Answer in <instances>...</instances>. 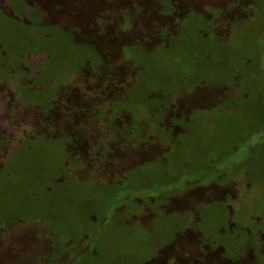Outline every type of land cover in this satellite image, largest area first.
Returning <instances> with one entry per match:
<instances>
[{
	"label": "rangeland",
	"instance_id": "obj_1",
	"mask_svg": "<svg viewBox=\"0 0 264 264\" xmlns=\"http://www.w3.org/2000/svg\"><path fill=\"white\" fill-rule=\"evenodd\" d=\"M70 7L0 0V264H264V0Z\"/></svg>",
	"mask_w": 264,
	"mask_h": 264
},
{
	"label": "flooded vegetation",
	"instance_id": "obj_2",
	"mask_svg": "<svg viewBox=\"0 0 264 264\" xmlns=\"http://www.w3.org/2000/svg\"><path fill=\"white\" fill-rule=\"evenodd\" d=\"M206 196L209 199V196L213 197L214 195H206ZM208 199H207V202L209 201ZM229 225H231L232 227L235 226V224L232 223V221H230ZM222 232H224V229H221V233ZM245 232H246V236H245L246 240H244V243H245V241H247L249 247L255 248L257 245H263L264 246V227L263 226L259 227L255 234H252L250 231L247 232L246 230H245ZM173 239H175V236ZM173 245H174V243L169 244L168 246H165V247H169L168 249L170 250L171 253H169L167 257H161L160 259H158L157 260V262L159 261L158 264H192L193 263L192 260H185V259L177 258L176 257V251H179L180 248H175ZM185 246L186 245H183V247H185ZM222 246L225 247L224 245H222ZM242 247L244 248V244ZM88 248H89V246L84 248L82 251H86V250H88ZM185 250H186V247H185ZM194 262H196V264H207L202 259L199 260V262H197V259H196V261H194Z\"/></svg>",
	"mask_w": 264,
	"mask_h": 264
},
{
	"label": "snow or ice",
	"instance_id": "obj_3",
	"mask_svg": "<svg viewBox=\"0 0 264 264\" xmlns=\"http://www.w3.org/2000/svg\"><path fill=\"white\" fill-rule=\"evenodd\" d=\"M40 2L47 3L48 0H40ZM60 2L71 6L68 14L63 17L61 21L64 26L82 27L87 30L89 27L87 19H82L81 16L78 14L80 12L81 6L88 3H103L104 0H60ZM203 2L211 4L215 3V0H203ZM93 31H95V28H93ZM124 31L127 32L128 30L125 29ZM221 264H224V262L221 261Z\"/></svg>",
	"mask_w": 264,
	"mask_h": 264
}]
</instances>
